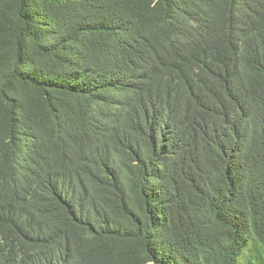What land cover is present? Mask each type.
I'll list each match as a JSON object with an SVG mask.
<instances>
[{"label": "trees", "instance_id": "1", "mask_svg": "<svg viewBox=\"0 0 264 264\" xmlns=\"http://www.w3.org/2000/svg\"><path fill=\"white\" fill-rule=\"evenodd\" d=\"M0 264H264V0H0Z\"/></svg>", "mask_w": 264, "mask_h": 264}]
</instances>
